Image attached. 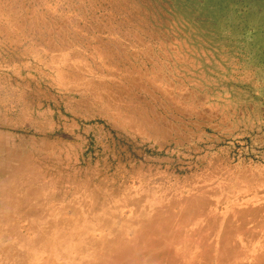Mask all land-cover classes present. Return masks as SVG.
<instances>
[{
  "label": "rangeland",
  "instance_id": "374dc122",
  "mask_svg": "<svg viewBox=\"0 0 264 264\" xmlns=\"http://www.w3.org/2000/svg\"><path fill=\"white\" fill-rule=\"evenodd\" d=\"M262 240L264 0H0V264H264Z\"/></svg>",
  "mask_w": 264,
  "mask_h": 264
},
{
  "label": "bare ground",
  "instance_id": "6f19581e",
  "mask_svg": "<svg viewBox=\"0 0 264 264\" xmlns=\"http://www.w3.org/2000/svg\"><path fill=\"white\" fill-rule=\"evenodd\" d=\"M245 209V208H244ZM263 209V208H262ZM235 213V212H234ZM259 214V213H258ZM228 215V214H227ZM248 215V213H246V216ZM257 215V214H256ZM245 216V215H244ZM245 216V217H246ZM8 217H10V216H8ZM179 217H181L180 216V214H179ZM222 217V216H221ZM238 217V216H237ZM244 217V218H245ZM258 217V216H257ZM251 218V217H250ZM178 219V218H177ZM242 219V218H241ZM252 219V218H251ZM257 219V218H256ZM237 220H239V219H237ZM12 221V220H11ZM175 222V221H174ZM231 222H233L232 220H231ZM247 222V221H246ZM251 222V221H250ZM253 222V221H252ZM186 223V222H185ZM241 223H242V221H241ZM260 223V222H259ZM261 223H263V222H261ZM183 224V223H182ZM248 224V223H247ZM219 225V224H218ZM179 226H182L181 224L179 225ZM245 226V225H244ZM247 226V225H246ZM252 226H255V224L254 225H252ZM254 228V227H253ZM257 228V227H256ZM256 228H255V230H256ZM246 229V228H245ZM248 229V228H247ZM218 230V229H217ZM252 230V229H251ZM11 231V233H14V234H16V237L17 238H21V237H19V235H18V233H20V229H19V227H17V226H15L14 227V229H12V230H10ZM188 231V230H187ZM254 232V231H253ZM252 233V232H251ZM241 234V233H240ZM4 235V234H3ZM178 235V234H177ZM180 235V234H179ZM243 235V234H242ZM248 235V234H247ZM173 236V235H172ZM185 236V235H184ZM255 236H256V234H255ZM258 236V235H257ZM262 236V235H261ZM190 237H192V236H190ZM251 237V236H250ZM173 238V237H172ZM233 238V237H232ZM254 238V237H253ZM194 239V238H193ZM200 239V238H199ZM252 239V238H251ZM134 240V239H133ZM214 240H216V239H214ZM14 241H16V239L14 240ZM198 241V240H197ZM232 241V240H231ZM251 241V240H250ZM263 241V240H262ZM252 242V241H251ZM264 242V241H263ZM262 243V242H261ZM11 245H13L12 243H11ZM263 245V244H262ZM184 246V245H183ZM182 246V247H183ZM214 246H215V244H214ZM240 246V245H239ZM180 247V246H179ZM186 247V246H185ZM237 247V246H236ZM264 247V246H263ZM169 248V247H168ZM189 248H191V247H189ZM215 248V247H214ZM243 248V247H242ZM178 249V248H177ZM239 249H240V247H239ZM16 250L17 251H21L22 250V248H16ZM182 250V249H181ZM192 250V249H191ZM241 250V249H240ZM247 251V250H246ZM163 252V251H162ZM186 252H187V250H186ZM203 252V251H202ZM202 252H201V254H202ZM209 252V251H208ZM218 252V251H217ZM216 252V253H217ZM264 252V251H263ZM164 253V252H163ZM162 253V254H163ZM173 253V252H172ZM188 254H190L189 252H187ZM241 253H243V250H242V252ZM194 254V253H193ZM213 254V253H212ZM261 254H263V253H261ZM165 255V254H164ZM216 255V254H215ZM250 255V254H249ZM264 255V254H263ZM156 256V255H155ZM160 256V255H159ZM162 256V255H161ZM184 256H185V254H184ZM187 256V255H186ZM171 257V256H170ZM177 257V256H176ZM194 257V256H193ZM199 257V256H198ZM240 257V256H239ZM246 257V256H245ZM256 257H257V255H256ZM186 258V257H185ZM241 258V257H240ZM247 258V257H246ZM180 259V258H179ZM189 259H191V258H189ZM192 259H194V258H192ZM191 259V260H192ZM243 259V258H242ZM245 259V258H244ZM251 259H253V258H251ZM259 259H261V258H259ZM212 260V259H211ZM214 260V259H213ZM239 260V259H238ZM158 261V260H157ZM197 261V260H196ZM207 261V260H206ZM253 261V260H252ZM185 262V261H184ZM68 264H70V263H68ZM167 264V263H166ZM181 264V263H180Z\"/></svg>",
  "mask_w": 264,
  "mask_h": 264
}]
</instances>
